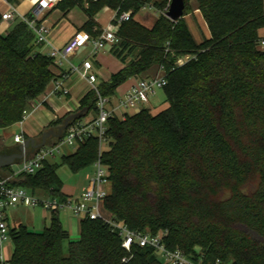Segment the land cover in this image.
I'll use <instances>...</instances> for the list:
<instances>
[{
	"label": "trees",
	"instance_id": "1",
	"mask_svg": "<svg viewBox=\"0 0 264 264\" xmlns=\"http://www.w3.org/2000/svg\"><path fill=\"white\" fill-rule=\"evenodd\" d=\"M8 2L16 6L20 0ZM169 2L61 0L54 8L66 17L83 6L88 20L80 31L93 37L101 33L96 17L104 8L118 16L131 13L111 49L124 68L81 100L79 110H88L83 119L96 117L99 95L111 99L129 79L155 67H164L169 104L157 115L142 109L125 119L110 118L107 151L100 153L99 141L91 138L62 164L79 173L100 160L110 179L105 211L134 232L168 231L165 244L171 251L180 249L194 260L201 258L200 251L203 264H264V49L259 37L264 0H196L210 32L201 43L184 19L189 0L178 22L165 16ZM146 6L162 11L151 29L135 19ZM41 48L25 22L0 33L2 129L19 124L57 78L54 60ZM186 56L191 60L177 66ZM69 115L47 130L62 126ZM59 167L45 162L42 170L19 176L13 185L64 199ZM3 173L0 178L12 175V168ZM10 238L11 264H164L151 247L134 245L127 251L120 234L99 220L80 221V238L71 242L58 213H52L43 232L20 226L10 230Z\"/></svg>",
	"mask_w": 264,
	"mask_h": 264
},
{
	"label": "built area",
	"instance_id": "2",
	"mask_svg": "<svg viewBox=\"0 0 264 264\" xmlns=\"http://www.w3.org/2000/svg\"><path fill=\"white\" fill-rule=\"evenodd\" d=\"M8 1V0H7ZM61 0H38L35 11L31 16H22L17 8L9 3V9L2 14L0 26L4 23H14L17 19L25 22L36 36V43L42 47H48L47 55L52 58L55 65H62L69 62L77 52L83 48L90 47V57L97 56L103 51H111L114 44L118 43V31L122 24L128 22L131 13H123L120 16L115 14L113 21L101 33L93 37L86 31L77 32L62 48H56L48 40L50 28L43 23L40 15L54 9ZM147 7V6H146ZM96 31V30H95ZM264 49V41L261 43ZM191 56L180 58L177 66L185 65ZM93 63L89 59L82 62L81 66H72V74H79L80 77L87 81L91 90L97 91V77L93 73ZM160 69L164 70V67ZM167 80L164 76L150 77L138 81L116 105H112L110 98H104L99 95L97 101V115L91 120H80L71 124L65 131L64 137L60 142L53 145H46L36 150L32 155L20 164L19 169L4 178H0V264H11L2 251L4 245L11 241L10 229L7 222V211L16 208L19 205L28 208L42 207L51 213L69 211L74 218L79 221L92 220L102 221L107 224L113 231L118 232L123 239V247L131 251L134 245L140 248L151 247L157 255L161 257L164 264H203L204 255L199 260H194L180 249L171 251L166 247L165 239L168 231H161L157 235L151 233H141L131 231L127 226L117 222L104 209V201L109 195L110 179L109 171L106 166L98 160L94 164L95 175L89 179L87 187L79 197L68 196L64 199L52 196L39 197L30 190L14 186L13 182L21 175H35L44 168L45 162H50L56 156L62 153V146L78 149L80 145L91 138H95L100 144V153L104 152L105 146H109L108 120L112 117L125 119L128 112L132 110L141 111L150 100L155 97L157 90L164 89ZM54 96H68L69 91L65 88L64 83L56 82L52 91ZM31 110L24 112L23 120L18 124L23 126L31 115ZM25 133L14 137L15 144L25 142ZM215 264H223L217 261Z\"/></svg>",
	"mask_w": 264,
	"mask_h": 264
},
{
	"label": "crops",
	"instance_id": "3",
	"mask_svg": "<svg viewBox=\"0 0 264 264\" xmlns=\"http://www.w3.org/2000/svg\"><path fill=\"white\" fill-rule=\"evenodd\" d=\"M38 0H24L22 2H19L18 5L15 7L17 8L18 12L22 16H31L32 13L35 11V8L37 6ZM197 3V2H196ZM9 9V2L7 0H0V14L2 15ZM150 9L152 10L153 8L151 6H147L143 8V10ZM55 9L45 11L40 15V19L43 20V23L50 28V32L48 35V40L51 43L52 46L56 48H62L77 32H80L81 28L83 25L87 22L88 17L85 14V20L82 23H75L72 21V16L71 12L64 17L63 19L66 21L65 23L68 25V29L65 35L61 36L60 32V27L64 24L62 23V20H52L51 14ZM197 10H198V5H197ZM105 11L107 12H112V15L110 16L109 23L103 24L100 22L99 16L101 12L97 15L96 21L99 25V28L104 29L106 28L111 21L114 19L116 12L113 11L112 9L106 7ZM199 13L200 10H198ZM63 13V12H62ZM155 15L158 17V15L155 13ZM202 15V13H201ZM150 16V17H149ZM137 21H139L143 26L151 29L155 24L158 18L154 19L153 15H147L146 17H142L141 20L138 19V16L135 17ZM202 19L204 20L203 16ZM20 20H16L14 23H4L0 26V33L3 35L8 34L13 27L19 22ZM151 21L150 25H147V22ZM205 21V20H204ZM206 24V22H205ZM152 26V27H150ZM207 26V24H206ZM208 28V27H207ZM191 30V29H190ZM209 31V30H208ZM193 34V33H192ZM259 37L261 38L262 41H264V28L259 30ZM207 38H210V32L207 35ZM201 43V42H200ZM43 49L41 50L43 53H48L49 48L48 47H42ZM84 51L81 49L77 52L76 56H74L69 62H64L62 65H55L54 67V72L57 76L56 80L50 85L48 88L47 92L41 96L37 102L33 105L31 108V115L26 121V123L23 126H20L21 133L24 131L25 133V141L34 139L36 140L37 143L41 141L42 134L50 127L52 123L57 121L58 119H61L69 114H72L74 112H77L80 108V103L81 100L91 91V87L88 84L87 81L83 80L79 74H72L71 67L72 66H81L82 62L86 59H89L92 61L94 69L93 73L97 77V85L100 84L101 82H106L108 81L112 75L116 74L119 72L121 69L124 68L123 62L115 57L111 51H103L99 53L97 56H91L90 57V52L87 54L83 53ZM86 55V56H83ZM159 68L155 67L149 72L133 77L129 79L125 84L120 86L117 90L116 96L111 98V103L112 105H115L118 103V101L133 87L135 86L138 81L150 77H156L158 75ZM56 82H62L64 83L65 88L69 91L68 96H54L52 95V91L55 87ZM167 103V102H166ZM169 107V104L164 110H166ZM150 106H146L143 109H148L152 110ZM163 107H159L158 109L155 110V112H160ZM134 111V110H132ZM139 111H136L134 113L128 112L127 115H134L138 113ZM152 113V111H151ZM153 115H157L155 113H152ZM93 117V114H90L88 117H86L84 120H91ZM50 140V139H49ZM48 140V141H49ZM20 144H15L14 146H7L5 141L1 142L0 145V153H4L5 151L8 150H13V152H16ZM12 152V153H13ZM35 151L33 149L29 150V154L32 155ZM28 154V155H29ZM53 162V161H50ZM20 165V164H19ZM12 171L15 172L18 169H14L13 166L11 167ZM5 175L3 173V170L0 171V175ZM7 177V176H6ZM89 183L88 182L84 185L82 190L80 192H77L76 189L72 188H65L63 187L62 193L65 197L68 196H75L79 197L84 189L87 187ZM19 207H22V205L17 206L16 208L10 209L7 211V222L9 229H15L20 226H25L26 225L22 224L21 221H16L14 218V213L13 211L17 210ZM24 207V206H23ZM67 212V211H66ZM69 212V211H68ZM67 212V213H68ZM61 213H58V218L61 221V224L63 228L70 234V240L77 241L76 239H73L72 236L79 235L80 236V221L78 223L72 219L71 217L66 218L64 215H60ZM52 218V216L50 217ZM51 220V219H50ZM47 228V227H46ZM73 234V235H72ZM80 238V237H79ZM79 240V239H78ZM14 253V246L12 241L6 243L4 245V249L2 251V254L7 260H11L12 256Z\"/></svg>",
	"mask_w": 264,
	"mask_h": 264
},
{
	"label": "rangeland",
	"instance_id": "4",
	"mask_svg": "<svg viewBox=\"0 0 264 264\" xmlns=\"http://www.w3.org/2000/svg\"><path fill=\"white\" fill-rule=\"evenodd\" d=\"M22 1L24 0H20V2ZM169 5H170V2H169ZM168 7L167 9L165 8L166 11L168 10ZM105 9L106 8L102 10L99 16L100 22L103 24L109 23L110 16L112 15L111 11L107 12L105 11ZM187 12L188 14L185 16L184 19L186 20L189 28L191 29V32L193 33L194 38L196 39L198 43H200L204 39L207 38L209 31L205 24V21L202 19L201 13H199V11L197 10L196 0H189V10ZM155 13L158 15V17L155 15ZM149 14L153 15L155 19V18H159V16L162 14V11H157L154 8L152 10L147 9V10H142L137 16H138V19L141 20L142 17H146ZM71 16H72V21H74L75 23H82L85 20L84 7L77 6L76 8H74L71 12ZM50 19L62 20L63 19L62 11L54 10L51 14ZM65 22H66L65 20L62 21V23L64 24L60 27V32L62 33L61 36L65 35L68 29V25ZM150 23L151 21L147 22V25H150ZM42 49L43 48H41V50ZM82 50L84 51L83 52L84 54L86 53L88 54L91 51V48L87 47V48H83ZM84 54L83 56H86ZM164 75H165V70L159 69L157 76L161 77ZM150 105L152 107L151 108L152 113H155V114L162 112L163 109L167 107L168 103H166V95H165L164 89L157 90L155 97H153L150 100V103L145 105L144 107L150 106ZM159 107H163V108L159 110L160 112H155V110L158 109ZM134 112L135 110L130 111V113H134ZM20 134H21V129L18 124L13 125L9 128H4V129L0 128V145H1V142L5 141L7 146H14L15 145L14 137ZM103 149L107 151L109 149V146H105ZM76 150H77L76 148L62 146V153L56 156L51 161L60 165L59 170H58V176L61 179L64 187L76 189L77 192H80L82 188L84 187V185L88 182V180L95 175L96 170L94 167H90L88 169L80 171L79 173H74L72 172V170L70 169L68 165L62 164L63 157L74 154ZM19 166H20L19 164H15L13 168L18 169ZM38 196L44 197L42 195H38ZM67 212L61 211L59 213H61L60 215H64L68 219L69 217H71L78 223L79 220L74 218L70 212L68 213ZM13 213H14V218L16 219V221H21L20 222L21 225L22 224L26 225L27 228L33 232H38V233L43 232L46 227H50L51 225L50 217L52 216V213L44 210L42 207L28 208V207L22 206V207H19L17 210L13 211ZM79 237H80L79 235L72 236V238L76 240H78ZM72 241H75V240H72ZM64 254L65 255L68 254V242L64 244ZM158 258L162 260L160 256H158Z\"/></svg>",
	"mask_w": 264,
	"mask_h": 264
},
{
	"label": "water",
	"instance_id": "5",
	"mask_svg": "<svg viewBox=\"0 0 264 264\" xmlns=\"http://www.w3.org/2000/svg\"><path fill=\"white\" fill-rule=\"evenodd\" d=\"M187 0H170V5L165 13V16L173 22H178L184 18ZM88 110H78L70 114L64 121L63 125L57 129H51L42 134L41 141L39 143L34 139L27 140L19 145L16 152L13 153H0V171L4 168L12 167L15 164H21L29 154V150L34 151L46 146L48 140L51 138L60 139L67 128L74 122L83 119L86 116Z\"/></svg>",
	"mask_w": 264,
	"mask_h": 264
}]
</instances>
